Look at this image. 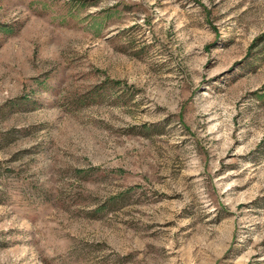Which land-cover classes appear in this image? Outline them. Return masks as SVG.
I'll list each match as a JSON object with an SVG mask.
<instances>
[{
    "label": "rangeland",
    "instance_id": "rangeland-1",
    "mask_svg": "<svg viewBox=\"0 0 264 264\" xmlns=\"http://www.w3.org/2000/svg\"><path fill=\"white\" fill-rule=\"evenodd\" d=\"M0 264H264V0H0Z\"/></svg>",
    "mask_w": 264,
    "mask_h": 264
}]
</instances>
